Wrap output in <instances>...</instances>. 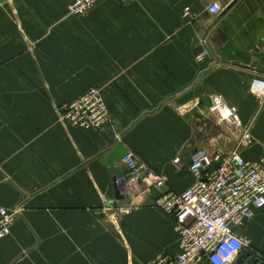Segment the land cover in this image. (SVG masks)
<instances>
[{"label": "crops", "instance_id": "1", "mask_svg": "<svg viewBox=\"0 0 264 264\" xmlns=\"http://www.w3.org/2000/svg\"><path fill=\"white\" fill-rule=\"evenodd\" d=\"M73 1L0 0V205L24 209L0 240V264L174 259L176 222L155 201L193 184V154L233 153L248 129L241 156L262 155L264 0H105L84 17L69 15ZM93 87L111 123L96 132L63 122L60 106ZM203 96L214 106L221 96L242 127L213 109L185 119ZM118 144L165 178L162 193L125 190L127 168L116 179L101 163ZM242 233L252 247L234 264H264V208Z\"/></svg>", "mask_w": 264, "mask_h": 264}, {"label": "built area", "instance_id": "2", "mask_svg": "<svg viewBox=\"0 0 264 264\" xmlns=\"http://www.w3.org/2000/svg\"><path fill=\"white\" fill-rule=\"evenodd\" d=\"M105 0H74L68 13L84 17ZM129 3L136 0H113ZM223 9L218 3L209 6L208 12L219 15ZM189 16L185 10L184 18ZM209 50H204L199 62L204 61ZM216 111L222 120L242 127L236 108L223 103L221 96L215 99ZM63 122L73 128L102 132L111 123L108 104L99 88H90L82 96L59 108ZM250 131L244 129L238 150L224 155L211 154L207 150L196 151L189 165L193 184L182 193L167 192L155 201V206L172 216L179 235V254L176 258L159 256L149 264H234L245 250L251 249V241L242 230L251 222L258 210L264 208V148L257 161H247L241 148L251 145ZM179 165L180 160L174 162ZM128 170L125 190L129 193H162L165 178L150 171L129 152L121 161ZM127 212V210L122 211ZM22 208L8 209L0 205V240L12 233V228Z\"/></svg>", "mask_w": 264, "mask_h": 264}, {"label": "water", "instance_id": "3", "mask_svg": "<svg viewBox=\"0 0 264 264\" xmlns=\"http://www.w3.org/2000/svg\"><path fill=\"white\" fill-rule=\"evenodd\" d=\"M229 10L230 7L223 12L222 16H225ZM213 105V100L210 96H203L199 99L198 104L192 110H190L189 113L184 116V118L190 119L194 117L200 119V112H202V115L204 116H209ZM128 153L129 150L123 144H118L112 151H109L104 156L101 163L109 168L110 173L115 176L116 179H122L124 174L121 172L118 165Z\"/></svg>", "mask_w": 264, "mask_h": 264}, {"label": "rangeland", "instance_id": "4", "mask_svg": "<svg viewBox=\"0 0 264 264\" xmlns=\"http://www.w3.org/2000/svg\"><path fill=\"white\" fill-rule=\"evenodd\" d=\"M69 7V6H68ZM111 113V112H110ZM18 208V207H17ZM20 208H22V207H20ZM11 210H13V209H11ZM23 212H24V209L22 208V213L21 214H23ZM21 216V215H20Z\"/></svg>", "mask_w": 264, "mask_h": 264}]
</instances>
